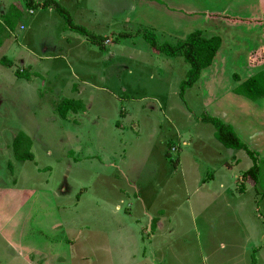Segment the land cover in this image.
<instances>
[{"label":"rangeland","instance_id":"1","mask_svg":"<svg viewBox=\"0 0 264 264\" xmlns=\"http://www.w3.org/2000/svg\"><path fill=\"white\" fill-rule=\"evenodd\" d=\"M18 1L21 11L12 8L4 23L0 18V43L11 37L0 48V60L6 57L12 61L8 68L0 62V87L6 86L0 89V264H125L132 252L141 259L140 264H157L148 255L150 242L155 241L163 245L167 255L182 256L183 264H202L197 246L200 237L195 231L204 223L190 213L186 200L195 196L194 180L201 177L208 183L210 175L229 180L225 187L237 192L245 205L246 225L257 224L260 232L264 231V164L259 166L262 170L258 184H254L243 176L253 166L246 153L224 148L214 138L213 126L199 119L207 113L231 124L249 149L263 157L264 99L256 103L232 90L239 83L233 75L245 80L247 68H264V51L259 48L264 45V31L257 25L248 29L221 17L236 7L238 0H166L167 4L186 1L194 11L208 12V19L195 16L186 23L179 20L181 32L210 31L222 40L212 73H208L211 68L204 71L185 91V102L178 91L188 65L181 56L174 57L176 66L169 72L164 64L170 57L152 49L142 36L146 29L155 34L158 44H175L181 37H173L181 32H171L164 16L145 5L146 0H57L68 5V12L88 31L91 28L84 23L98 20L100 24L93 26L92 33L111 40L105 41L104 45H110L98 53L106 57L116 52V62L122 64L117 71H122L114 75L111 68H105L109 65H103L100 75L104 62L99 60L95 70L86 71L95 73L85 76L91 78L93 86L84 87L76 81V94L72 87L50 88L48 77L28 84L19 79L18 84L26 87L17 89L12 85L17 80L15 71L26 66L20 60L28 61L31 55L22 48L23 43L38 51L44 35L40 33L39 43L37 36L33 43H27L31 30L21 31L18 26L23 22L33 26V16L25 2ZM72 6L79 7L77 13ZM107 25L109 30L102 32ZM64 28L67 30L65 24ZM93 50L88 56L95 61L98 54ZM70 61L55 60L66 78L72 71ZM106 69V82L98 81L99 75L106 76ZM63 99L81 100L84 109L69 112L62 119L56 108ZM20 132L31 141L33 161L19 162L14 157L12 143ZM167 144H171L169 148ZM165 150L173 160L180 159L178 168L170 165ZM182 176L192 177V181L183 183ZM210 186L214 190L218 187L216 182ZM172 194L177 196L174 200H170ZM143 201L163 205L170 221L176 216L174 230L151 239L149 219L141 213ZM170 204L182 207L177 211ZM232 215L225 211L218 221L213 217L206 229L217 225L230 229L227 218ZM64 222L73 225L63 230L57 227H64ZM119 224L133 231L132 240L114 245L111 228ZM95 230L99 231L94 238Z\"/></svg>","mask_w":264,"mask_h":264},{"label":"crops","instance_id":"2","mask_svg":"<svg viewBox=\"0 0 264 264\" xmlns=\"http://www.w3.org/2000/svg\"><path fill=\"white\" fill-rule=\"evenodd\" d=\"M40 1L42 0H34L36 4L42 3L44 0L42 2ZM159 1L160 2H156L155 0H146L145 5H148L149 8L150 7L154 8L160 15L162 14L165 18L164 24H168L170 26L169 29L173 33L178 34V31L181 32L182 30L181 25L178 24L179 20L186 23V22H189L195 16H203V19L204 18L208 19L207 11L206 12L194 11L191 8V5L189 2L182 1L178 4L173 3V2L167 4L166 0L165 1L159 0ZM0 2H1L0 3V18L1 20H3V23L5 22L4 20L5 16L11 11L12 8H16L17 10L21 11V8L18 9L19 7L18 0H0ZM57 2L60 3L64 8L66 9L69 8L68 5H65L64 3L60 1H57ZM72 7L74 8L75 13H77L79 7L77 6H72ZM27 10H28V14L33 16L32 22H31L33 26L24 25V22L20 23L18 26V29L21 31H24L26 29L31 30L30 35L26 36L25 38L27 40V43H33L35 36H37L38 43H39L40 38H41L40 33L44 32V35L41 39V46L40 47L38 46L39 47L38 51L33 50L35 46L31 47L32 49H30L26 47V45H24L21 39L19 40L20 42L23 43L24 47L22 46V48L27 51L30 50L29 52L31 53V55L29 54L28 56L29 58L28 61H26L25 58L20 60L22 64L26 65L23 67L25 69L20 68V70L28 71L31 77L29 79H23V78H18L16 76L17 80L16 82H12V85L15 87L17 86V89H22L26 87V86H21V84H18L19 79L27 80L26 84H28L30 80L32 79L34 80V79L39 78V79L44 80L46 77H48L49 83L53 85V86L48 85L50 86V88L52 87L54 90L56 89L60 90L63 88L71 89L72 87L74 88V90H76L75 91V94H76V92H78V87H76L78 86L77 82H80L81 85H84V87L93 86L92 84L89 83L91 78H87L85 76H88V77L94 76L95 74L94 72L92 75H90L89 73H86V71H89L91 69L95 70V63L97 61L100 60L104 62V64L101 65L100 75L104 73L105 68L107 69L111 68V72L114 75H117L120 71H122V70H120L119 72L117 71L118 66H121L122 64H120L119 62H116V58H117L116 52L111 51L110 53L106 54V57L98 53V52L102 53L103 51L106 50V46L110 45V43L108 44L105 43L104 45L105 41L111 42L110 38L107 37L106 35L98 34L99 36L103 37L104 39L103 44L100 46L94 45V44L89 43L83 36L79 35L78 33L65 30L64 23L62 24V21L58 19V17L60 16L57 13L56 14L58 16H56L54 14L55 12L52 9L38 8L35 10H31V9H27ZM36 13H38L37 16L35 15ZM70 15L72 16V20L75 21L74 13L73 14L70 13ZM221 17H223L224 19H228V21L230 22L231 20H235L237 21L236 23L237 25H247L248 29L250 27H255L254 25H257V27L262 28V30L264 31V25L261 23V21L264 18V0H238L237 6L228 10L227 14H222ZM1 20H0V23H1ZM221 20L223 21V19ZM97 22H98L97 19H94V20L92 19V22L90 23V25H88V22L84 23V25L86 27L90 26L91 28L90 31L92 32V28L93 26L97 24ZM74 23L79 26L80 24H83L79 21H75ZM232 23L235 24V22H232ZM246 23H249V24H246ZM98 24L100 23L98 22ZM247 26H242V28L247 29ZM109 27L110 25H107L105 29L102 30V32L108 31ZM174 28H176V30ZM203 32L204 33L206 32L205 34L207 36L216 35L215 32H210V31L209 32L203 31ZM186 34L187 33L183 31L179 33L177 36L175 35L173 38L181 37L182 39L187 36ZM6 40L7 42L5 41L4 43H2L0 48H2L3 45H5L6 43H9V41L11 40V37L8 35ZM221 44H222V40H221ZM259 48H264V45ZM90 49H94L93 51L97 52L98 54L97 60L94 61L93 58L92 59L89 58L88 52ZM220 49H221V46L219 48V51ZM219 51L217 52V54L219 53ZM216 56L214 58L212 65L209 68L204 69L201 72V74L210 68L211 70H209L208 73L209 74L212 73V69H214L213 66L215 63ZM2 58H6V57H2ZM67 58L71 59L70 68H72V71H70V76H68V78H66L63 75V73H61L62 70H60L59 68L60 62H55V60H59V59L67 60ZM173 59L175 58L165 59L166 62L164 66L166 68H169L168 71L170 70V68L176 66V63L173 61ZM175 61H178V60H175ZM73 65H74V69H73ZM103 65L105 66L109 65V66L105 67ZM124 68H126L125 65H124ZM107 69L105 73L106 76L101 77L98 74L99 75L98 81L106 82V79L108 78ZM247 69L248 70L245 75L248 77L245 80H247L248 78H250L251 76H253V74L257 72H262V69L264 68L263 66L262 67L260 66L257 68H250V69L247 68ZM64 72L66 73V71ZM200 75H199V80H200ZM78 77L79 78L85 77V78L84 80H81V79L77 80ZM238 78H239V82L245 81V80H242L239 76ZM1 88H6V86L2 87L1 85L0 89ZM18 95H20L19 91L16 93V96ZM260 99H264V97ZM183 102H185V100ZM183 144H187V142L184 141ZM258 159L264 160V155L263 157H260V158L258 156ZM224 163L226 165H229V163L227 162H224ZM180 164H181L180 159H178L176 168H178ZM209 177L210 179H208L209 180L208 183H207V179H202L201 177L196 178L194 180L195 181L194 183L197 185V188L194 191L195 196L192 199L186 200V204L188 203L187 209L190 211V213L193 214L195 218L200 219L204 223L201 229H198V230L196 229L195 231V232H198L197 235L200 237L199 239H197V246H198L201 263L208 264L210 261L209 264H264V240H262L264 238V234H263L264 231L260 232L259 226L257 224L246 225L245 221L247 218L246 219L243 218L245 205L240 203V200H239L240 196L238 195L237 192H233L230 187H225V186L230 185L229 180L225 179L224 177L222 178L218 175L217 177H215L214 175H210ZM190 179L192 181V177L183 178L182 176L183 183L188 182V181L190 182ZM160 182L161 181H159V183ZM213 182L217 183L218 187L216 190H214L210 186ZM204 186L206 187L207 190L204 189ZM236 188H237L236 190L238 191L239 187H236ZM176 197H177L176 195L172 194L170 195V200H174ZM150 201L148 204H145L144 201L141 203V213L147 216L149 219V223L147 226V229H148L147 233L150 234L151 239L156 240L158 238H161L162 234L166 232H172L174 230V227L176 226L177 219H176V216H173L174 220L170 221L168 215L164 213L163 205L161 206L152 205ZM148 206H150L152 209H149ZM170 206H172V208L177 209V211L178 209H181L182 207V206L173 205V204H170ZM115 209L118 210V207H115ZM148 209L151 210V212L148 211ZM209 210L211 211V215L207 216L206 213ZM127 211L129 212V209ZM225 211L233 213L231 217L227 218V223L231 225L230 229H227L225 225L224 226L217 225L215 226L214 229H206V225H210L213 222V217H215L218 221L219 217H221L225 213ZM63 224H64V227L62 224L59 226L57 225L55 226H57L58 228L62 226L61 230H63V228L68 229L69 226L71 227L73 225V223L71 224L69 222H64ZM194 227H196V224L194 225ZM54 228L55 227L51 228L50 231H53ZM97 231L99 230L94 231V238L97 236ZM111 231L113 233V238L111 239V242L114 245H118V242L123 239L132 240L131 234L133 233V231L128 229V227H120V224H119V227L115 226V228H111ZM59 232H60V229H59ZM102 232L105 233L104 231ZM56 244L60 245L61 242L58 240V243L56 242ZM154 244L156 246L154 247L155 250L153 251L152 246ZM99 248L100 246H97V249ZM149 250H150L148 253L149 258L151 260H154L157 264H183L185 262V259L181 258L182 256H180L179 258H174V257H171L170 255H167V251L166 253L163 251L164 250L163 245L162 244L159 245L157 241L153 243L150 242ZM162 253H164V255H162ZM143 254L144 256L145 254H147L145 250L143 251ZM173 259H177L178 261H174ZM139 260L141 259H137L134 252H132L128 254L125 264H140ZM107 264H118V263L109 262Z\"/></svg>","mask_w":264,"mask_h":264},{"label":"trees","instance_id":"3","mask_svg":"<svg viewBox=\"0 0 264 264\" xmlns=\"http://www.w3.org/2000/svg\"><path fill=\"white\" fill-rule=\"evenodd\" d=\"M23 1L25 2L27 9H52L63 19L67 30L78 33L91 44L99 46L103 44V37L95 35L84 27L74 24L68 10L57 1L44 0L42 3L38 4H36L34 0ZM261 23L264 25V18ZM142 36L152 47V49L170 58L181 56L183 61L188 65V70L184 75V80H182L179 85L178 96L182 101L184 100L185 91L192 88L199 80V75L201 72L212 65L214 58L221 46V38L219 36H207L201 30H195L191 32L185 38L178 40L175 44H170L167 42L158 44L155 34L146 29L142 32ZM1 45L2 43H0V47ZM261 49L264 51V48ZM254 53L258 54L257 52H253V54ZM261 55H264V53ZM0 62L7 67H12V63L6 58H2ZM15 75L18 78L23 79H29L31 77L28 71L20 69H16ZM233 79L236 82H239L238 76L233 75ZM232 92L235 95L244 97L250 101H256L260 98H263L264 74L262 72L253 74V76L247 80L239 82L237 86L233 88ZM56 109L58 111V116L62 119H66L69 112L77 113L82 111L84 108L81 100L63 99L57 104ZM199 119L201 122L213 126L214 138L224 148L231 150H242L246 153V155L251 159L253 166L247 169L246 172L244 171L243 176H245L247 179L249 178L253 180L254 184H258L257 182L259 180V175L261 170L264 169V166L262 169H260L259 166L264 164V160L258 159L257 154L250 150L248 146L242 142L231 125L224 123L221 119L208 115L207 113L201 114ZM167 145L169 148L171 144ZM12 146L16 160L19 162L33 161L34 157L30 153L31 141L24 133L20 132L15 136ZM170 155V151L167 150L165 157L169 160L171 166L176 167L178 159L173 160ZM262 201L264 208V198Z\"/></svg>","mask_w":264,"mask_h":264}]
</instances>
